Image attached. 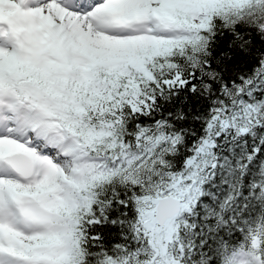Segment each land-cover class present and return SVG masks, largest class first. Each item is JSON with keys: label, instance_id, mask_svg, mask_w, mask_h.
<instances>
[{"label": "snow or ice", "instance_id": "6c2138e0", "mask_svg": "<svg viewBox=\"0 0 264 264\" xmlns=\"http://www.w3.org/2000/svg\"><path fill=\"white\" fill-rule=\"evenodd\" d=\"M0 264H264V0H0Z\"/></svg>", "mask_w": 264, "mask_h": 264}]
</instances>
